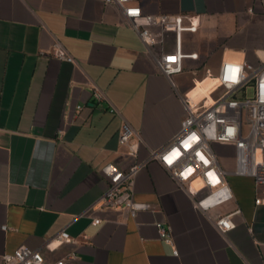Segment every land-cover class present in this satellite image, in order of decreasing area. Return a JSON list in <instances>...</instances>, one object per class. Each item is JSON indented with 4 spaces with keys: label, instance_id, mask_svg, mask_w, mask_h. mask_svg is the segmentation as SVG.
Instances as JSON below:
<instances>
[{
    "label": "crops",
    "instance_id": "0c3cea01",
    "mask_svg": "<svg viewBox=\"0 0 264 264\" xmlns=\"http://www.w3.org/2000/svg\"><path fill=\"white\" fill-rule=\"evenodd\" d=\"M133 2L145 15L200 22L196 33L182 35L183 50L198 59L184 61L174 86L104 0H0V260L24 246L41 249L48 264H264V186L226 176L233 199L211 216L239 212L234 229L223 235L150 158L179 131L185 116L180 96L202 78L211 39L225 46L209 60L214 72L228 53L248 61L262 56L264 0ZM55 42L74 63L47 55ZM166 42L171 48L173 36ZM215 83L205 78L189 99L210 102ZM92 87L103 100L93 98ZM123 121L141 140L134 158L117 142ZM213 149L218 160L233 158L230 147ZM106 164L122 171L140 165L133 198L150 210L132 218L99 207ZM233 166L222 167L229 172ZM256 198L263 203L256 205ZM158 223L170 243L160 239ZM60 232L73 241L58 244ZM48 243L51 250L44 248Z\"/></svg>",
    "mask_w": 264,
    "mask_h": 264
},
{
    "label": "built area",
    "instance_id": "2783aa9c",
    "mask_svg": "<svg viewBox=\"0 0 264 264\" xmlns=\"http://www.w3.org/2000/svg\"><path fill=\"white\" fill-rule=\"evenodd\" d=\"M104 3L119 10L125 24L137 33L151 54L158 72L172 86L173 77L184 70V61L198 59L197 53L185 52L182 47V35L198 31V21L192 17L145 15L133 0H104ZM169 35L173 36L171 48L166 42ZM261 54H256L255 62L244 58L241 61L221 59L215 72L203 68L202 78L193 82L191 90L205 78H211L216 83L208 92L210 102L207 97L192 102L188 96L191 90L181 95L185 116L179 131L166 145L153 150L150 156L192 198L197 210L212 217L215 228L223 235L234 229L233 217L239 212L237 209L211 216L216 208L233 199L226 176H247L253 179L256 187L264 186V42ZM47 55L75 62L58 42L52 45ZM247 90H250V96H246ZM91 94L96 101L104 99L103 93L96 87L91 88ZM79 109L76 108L77 111ZM117 142L126 147L129 157H136L141 140L125 121L120 125ZM216 144L233 149L234 166L231 171H226L220 164L213 149ZM139 167L133 165L122 171L106 164L101 168V174L108 183L98 200L101 209L124 212L132 218L139 212L150 210L148 204L136 202L133 198L132 180ZM262 203L260 198L255 199L256 205ZM99 223L97 218L91 221L93 226ZM156 228L160 239L170 243L168 230L163 224H156ZM55 240L58 244L73 241L65 232L57 234ZM50 245L45 244L44 248L51 250ZM0 264L48 263L41 249L21 246L12 254L3 255ZM55 264H66V260Z\"/></svg>",
    "mask_w": 264,
    "mask_h": 264
},
{
    "label": "rangeland",
    "instance_id": "374dc122",
    "mask_svg": "<svg viewBox=\"0 0 264 264\" xmlns=\"http://www.w3.org/2000/svg\"><path fill=\"white\" fill-rule=\"evenodd\" d=\"M198 26H200V22L198 21ZM222 33H224V31H221ZM223 42L221 40H219L217 37L213 38L210 40L209 42V46H208V55L206 56L204 62H203V68H210V58H212V56H214V54L219 55L222 53V51L224 50L225 46L224 44H222ZM249 51L247 50V54L249 55ZM252 62H255V59L252 58V56H249ZM246 96H250V90H247L246 92ZM219 161L221 162L222 166L224 168H231L233 165V158L232 155H223L221 160L219 159Z\"/></svg>",
    "mask_w": 264,
    "mask_h": 264
},
{
    "label": "bare ground",
    "instance_id": "6f19581e",
    "mask_svg": "<svg viewBox=\"0 0 264 264\" xmlns=\"http://www.w3.org/2000/svg\"><path fill=\"white\" fill-rule=\"evenodd\" d=\"M227 57H228V60L224 59L225 61H241L242 60V55L241 54H239V57L237 58V54H234V53H230L229 54L228 53Z\"/></svg>",
    "mask_w": 264,
    "mask_h": 264
}]
</instances>
